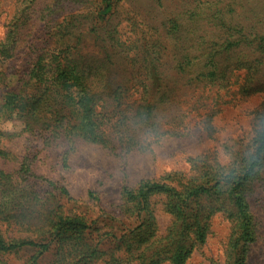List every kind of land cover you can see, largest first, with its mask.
I'll return each instance as SVG.
<instances>
[{
  "label": "trees",
  "instance_id": "1",
  "mask_svg": "<svg viewBox=\"0 0 264 264\" xmlns=\"http://www.w3.org/2000/svg\"><path fill=\"white\" fill-rule=\"evenodd\" d=\"M71 1L91 4L88 9L91 21L83 23L81 28H90L93 32V54L82 53L85 44L79 45L80 37L73 41L71 32L78 31L74 22L81 21L74 18L57 23L54 43L38 49L35 58L13 80L15 85L11 83L12 73L0 71V157L12 155L3 148V139L16 137L21 132L32 138L37 134L45 136L43 139L48 142L63 139L72 144L79 138L122 152L137 144L135 136L139 131L153 135L167 133V128L162 129L158 123H163L162 112L172 104L177 83H168V71L173 72L172 80L185 78L187 85L211 83L223 86L224 80L243 69L244 82L239 89L247 94L255 90V86L252 87L254 77L260 76L259 69L264 60V31L251 27L249 34L244 33L247 26H240L238 20L232 23L233 18H226L220 10L206 11L211 5L208 0H189L195 9L181 11L187 12L183 18L180 13H168L153 19L161 36L172 44L168 61H160L157 41L147 45L138 37L135 40L137 51L120 72L114 58L124 53L131 41L119 39V30L115 26L98 34L113 13L114 1L118 0H99L95 5L94 0ZM153 3L154 10L160 12V0H153ZM231 3L236 1L231 0ZM231 3L228 1L226 5ZM202 20L213 22L214 29L219 31L218 37L202 43L198 37H193L194 23ZM83 32L79 29L78 36ZM12 33L13 29H10L9 34ZM240 43L247 44L245 55L248 57L237 55L228 61L227 55L234 54ZM0 48V53L4 52L8 48L6 42ZM223 53L224 61L223 57L216 58L217 54ZM256 80L259 86H264V81ZM258 116L251 145L229 165L196 157L192 159L195 174L184 177L185 181L179 180L175 185L170 182L171 173L159 180L141 179L133 187L124 184L120 191L121 201L128 206L129 215L136 217L137 225L124 227L126 231L122 234H113L117 252L122 251V254L111 257L107 264H185L193 250L205 242L210 218L217 212L232 222L226 264H248L245 253L238 252L237 248L243 237L249 238L243 243L255 238L246 193L264 168V103ZM4 123H18L20 129L6 131ZM20 166V170L29 174L26 162ZM6 176L0 170V223L7 229L31 225L35 231L41 229L42 234L51 232V235L45 242L28 238L5 241L0 236L1 250L33 245L40 254L56 247V252L61 255L58 264H90L102 255V245L93 243L99 229L84 215L63 214L48 201L47 205L40 204L45 199L40 191L19 192L14 187H4ZM61 191L65 193L63 189ZM45 193L54 197L53 189H47ZM154 195L164 198L163 209L171 216L166 233L162 235L158 234L151 204ZM23 198L30 199V203L33 200V203L21 205ZM200 198H203L202 202ZM93 231L97 234L91 236ZM107 234L112 233L104 231L101 235ZM62 252L74 256L68 258Z\"/></svg>",
  "mask_w": 264,
  "mask_h": 264
},
{
  "label": "rangeland",
  "instance_id": "2",
  "mask_svg": "<svg viewBox=\"0 0 264 264\" xmlns=\"http://www.w3.org/2000/svg\"><path fill=\"white\" fill-rule=\"evenodd\" d=\"M98 1L94 0L93 5ZM208 1L211 5L206 11L220 10L226 18H233L232 23L238 20L240 26H247L244 33L249 34L251 27L264 31V0H235L234 4L231 0ZM228 1L231 4L227 6ZM160 2L161 10L157 13L153 0L114 1L113 13L103 23L98 34L103 33L105 28L115 26L119 30V39L131 41L125 47V52L114 58L119 72L137 51L135 40L138 37L143 38L147 45L157 41L160 61H168L172 44L161 36L153 19L167 16L168 13H180L183 18L187 12L181 11L195 9V5H190L189 0ZM88 9H91V4H79L71 0H0V47L4 42L8 47L0 53V71L12 73L11 83H16L15 78L35 58L38 49L51 46L52 41L54 43L53 33L57 23L74 18L81 19L74 22V27L84 32L80 36L77 30L71 32L74 36L72 39L76 41V37H80L79 45H87L82 46V53L92 56L93 32H90V28H81L83 23L91 21ZM194 26L196 30L193 37H198L201 43L214 40L219 35L212 21H196ZM10 29H13L12 35L9 34ZM239 45L234 54L227 55L228 61L237 55L248 57L245 55L248 52L247 44ZM223 55L217 54L216 58L220 59ZM259 70L260 76L256 74L252 84L255 90L248 94L239 89L244 82L243 69L224 80L223 86L211 83L187 85L185 78L172 80L173 72L168 71V83L177 82L176 89L172 104L162 112L163 123H158L168 132L153 135L139 131L135 136L137 144L127 151L109 150L79 138L71 144L63 139L44 141L45 136L38 134L32 138L26 132L16 137L7 136L2 145L12 155L0 157V170L8 175L3 179V186L14 187L19 192L40 191L45 196L40 204L47 205L48 201V204L60 208L63 214L84 215L89 223L99 229L98 234L93 231L91 236L97 234L98 238L95 237L93 243L102 245L103 252L90 264H107L111 257L122 254V251L117 252L113 234H122L126 231L124 227L133 228L137 225L136 217L129 215L128 206L121 201L120 191L124 184L133 187L141 179L159 180L171 173L170 182L175 185L185 181L184 177L195 174L193 158L206 157V161L225 166L239 153L246 152L258 127V113L264 103V86H259L256 80L264 81V60ZM3 126L9 132L20 129L18 123H4ZM22 162L29 165V174L32 176L20 170ZM250 187L246 200L254 222L255 238L243 243L246 238L243 237L237 249L245 253L248 264H264V168L260 171V178L255 179ZM47 189H53L54 197L45 193ZM30 199L23 198L20 204L29 206L33 203V200L30 203ZM200 199L202 202L203 198ZM163 200L161 195L151 197L159 235L166 233L171 222L170 214L163 209ZM37 227L41 228V225ZM231 230V219L221 212L215 213L210 218L205 242L193 250L185 264H226L227 241ZM41 231H35L31 225L10 226L7 229L0 223V236L5 241L28 238L45 242L51 232L42 234ZM104 231L112 234L101 235ZM91 236L87 235L88 238ZM56 249L52 247L40 254L33 245L0 249V264H58L61 255ZM66 256L72 258L74 254Z\"/></svg>",
  "mask_w": 264,
  "mask_h": 264
}]
</instances>
